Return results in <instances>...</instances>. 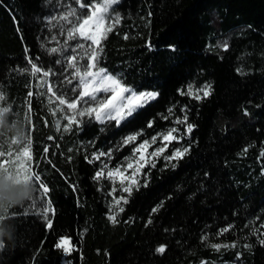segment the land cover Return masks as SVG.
Wrapping results in <instances>:
<instances>
[{
	"label": "trees",
	"instance_id": "trees-1",
	"mask_svg": "<svg viewBox=\"0 0 264 264\" xmlns=\"http://www.w3.org/2000/svg\"><path fill=\"white\" fill-rule=\"evenodd\" d=\"M69 6L78 7L75 0H0V105L8 107L0 111V161L23 160L30 142L27 175L40 176L35 187L43 182L49 188L43 202L53 209L47 213L51 229L30 210L29 200L0 209V216L15 214L3 221L15 232L0 250V264H264V236L252 234L253 228L264 232V0H120L114 7L121 21L102 42L101 66L133 91L157 97L120 126L85 118L81 127L64 132L67 121L54 114L57 102L38 95L46 91L39 87L42 78L17 69L30 68L27 48L34 62L58 73L50 79L73 95L72 85L60 83L71 78L65 70L71 53L49 51L64 45L61 28L68 25L59 17ZM189 84L210 85V95H182ZM184 116L194 125L190 134L176 123ZM170 128L179 129V142L168 145L155 167L142 169L131 195L115 184V197L128 203L121 202L124 212L113 224V184L106 177L95 180L96 171L131 155L133 145L115 150L126 135L142 133L140 143ZM161 143L158 138L149 152ZM181 147L189 148L182 159H165ZM109 149L110 160L89 162L94 152ZM21 186L34 193L30 179ZM204 235L210 243L237 246L217 252L201 242ZM60 237L71 238L68 256L54 247ZM161 245L163 254L155 251Z\"/></svg>",
	"mask_w": 264,
	"mask_h": 264
},
{
	"label": "snow or ice",
	"instance_id": "snow-or-ice-1",
	"mask_svg": "<svg viewBox=\"0 0 264 264\" xmlns=\"http://www.w3.org/2000/svg\"><path fill=\"white\" fill-rule=\"evenodd\" d=\"M119 3L120 0H75V5L78 7L69 6L68 10L59 17L60 20L65 21L68 25L67 28H61V33L66 34V40L64 45L61 46V49L51 48L49 51L52 54L58 51H69L71 53L66 57L67 63L65 65V70H71V78L64 76L60 83L72 85L69 91L73 95H69L50 79V77L58 75L52 67H44L34 62L33 58L28 55V49H25L26 61L30 65V68L25 67L17 70L23 72L30 71L34 78H37V74L38 78H42L39 87L46 89V91H41L38 95L47 96L49 102L52 100L57 102V109L54 110V114L55 111H59L62 113V119L67 121L63 127L64 132H71L73 125L77 128L81 127L85 123V118L87 120L94 119L101 125L114 121L117 126H120L127 117L133 115L137 108L143 107L145 103L154 100L157 96L155 92L137 93L133 91L124 85L120 79L110 74L107 69L101 66L102 42L107 39L108 33H111L114 27L121 21V15L115 11L114 7ZM128 38V35L125 34L124 39ZM72 41L78 42L70 48L66 47ZM223 47L227 50V42L224 43ZM55 63L63 64L64 61L57 59ZM237 71L239 72L241 70L238 69ZM60 75H63V73H60ZM210 91V85L194 89L189 84L188 91L186 93L182 92L181 94L199 100L201 99L200 92L203 93L204 97H207L210 95ZM28 95L31 96L32 92L30 91ZM4 99L5 94L0 89V101ZM28 103L30 110L31 102L29 101ZM0 111H8V107L0 105ZM168 111L172 113L171 108ZM245 115H248V113L245 112ZM176 123L185 124L187 133L189 134L194 127V125L188 123L187 116H184L183 119H177ZM148 126H152L151 122ZM104 130V128L100 129L101 132ZM178 131L179 129L177 128H170L164 133L152 136L151 140L145 139L140 143H137V140L142 133L137 132L126 135L115 150H118L120 146L133 145L131 155L125 157L122 163L112 167H109L108 163L104 162L100 169L96 171L94 176L95 180L99 181L106 177L113 184L109 192V195L113 196V202L109 207L108 215V219L113 224L117 223V216L124 212L121 202L123 204L128 203V199L123 196L115 197L114 194L117 191L115 184L118 182L120 191L126 192L130 196L133 188L139 185L136 177L142 173V169L149 165L155 167V159L163 155L168 145L173 141L179 142V137L175 135ZM158 138L161 139L162 143L149 152V148L157 143ZM49 139L52 138L49 137ZM30 147L31 144L29 142L24 153L26 162L31 159ZM47 151L48 148L45 147V152ZM113 151V149H109L107 151L94 152L89 162L99 161L101 157H106L110 160L113 156ZM188 151V147L175 148L165 159L169 161L182 159ZM261 156H264V150L261 151ZM0 164H6V160L0 161ZM26 168L28 167L26 166ZM25 179H30L34 186V195L29 200L31 202L29 205L30 210H34L36 213L43 215L47 221V228L51 229L53 225L52 221L48 219L47 213L53 211V209L51 203L45 205L43 202V196L49 192V188L43 182L40 183L39 188L35 187V183L40 181L39 175H35L34 178L33 175H26ZM157 210L158 208H154L152 211L156 212ZM11 215L15 214L7 213L4 216H0V222L10 218ZM247 226L245 225V227ZM231 227L229 225L220 229L217 236H221L230 231ZM260 227L264 228V224H261ZM258 233L259 236H264V232H259L256 228L252 229L253 235H257ZM201 242L208 243V246L217 252L221 248H235L237 246L235 241L231 243H210L208 242L207 235L201 237ZM259 243L264 245V239H259ZM0 247H3V245H0ZM54 247L62 250L65 256L70 255L74 250L71 238L69 237L58 238ZM244 247H251V245L245 244ZM165 250V246L163 245L155 249L160 254H163ZM237 255L239 256V253ZM67 264H70V262H67Z\"/></svg>",
	"mask_w": 264,
	"mask_h": 264
},
{
	"label": "clouds",
	"instance_id": "clouds-1",
	"mask_svg": "<svg viewBox=\"0 0 264 264\" xmlns=\"http://www.w3.org/2000/svg\"><path fill=\"white\" fill-rule=\"evenodd\" d=\"M34 193H29L21 187H14L11 184L0 181V209L5 206L11 205L12 207H18L24 204L26 200H30V196ZM3 222H0V245L5 246V241L12 242L14 240L15 227L9 224L5 228ZM0 247V250L3 249Z\"/></svg>",
	"mask_w": 264,
	"mask_h": 264
},
{
	"label": "rangeland",
	"instance_id": "rangeland-1",
	"mask_svg": "<svg viewBox=\"0 0 264 264\" xmlns=\"http://www.w3.org/2000/svg\"><path fill=\"white\" fill-rule=\"evenodd\" d=\"M108 95H110V94H108ZM150 101H152V100H150ZM150 101H148V102H150ZM147 103H145V104H147ZM138 109L139 108H137L136 110H138ZM23 158H24V156H23ZM26 166H27V164L25 163L24 159L14 163V164H10V165L9 164H0V181L7 182L14 187H17L19 185H24L25 176L27 175V170L29 169V167L27 166L28 168H26Z\"/></svg>",
	"mask_w": 264,
	"mask_h": 264
}]
</instances>
